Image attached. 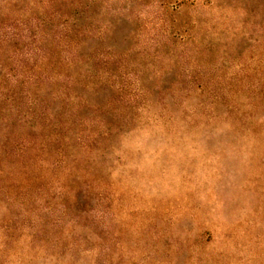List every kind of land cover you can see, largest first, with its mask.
<instances>
[{
    "label": "rangeland",
    "instance_id": "rangeland-1",
    "mask_svg": "<svg viewBox=\"0 0 264 264\" xmlns=\"http://www.w3.org/2000/svg\"><path fill=\"white\" fill-rule=\"evenodd\" d=\"M0 264H264V0H0Z\"/></svg>",
    "mask_w": 264,
    "mask_h": 264
}]
</instances>
